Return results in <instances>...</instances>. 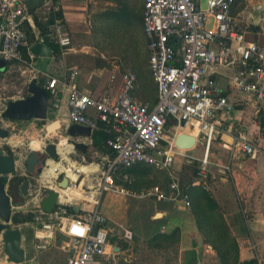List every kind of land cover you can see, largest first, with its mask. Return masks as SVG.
<instances>
[{
    "label": "crops",
    "instance_id": "obj_1",
    "mask_svg": "<svg viewBox=\"0 0 264 264\" xmlns=\"http://www.w3.org/2000/svg\"><path fill=\"white\" fill-rule=\"evenodd\" d=\"M109 3L111 5L114 4V7H116V0H111ZM142 3L144 6V0H142ZM48 4H53L57 9L56 12H62L61 18L64 19L66 28L73 39L72 48L64 55L60 53V48L53 31L55 17H57L56 12L51 8L43 9ZM43 7L34 11L37 14L38 21L43 25V29L37 27L33 15L32 20L26 22L24 25V30L27 34V45L23 48V56L25 57L26 51L28 57H25V59L32 60L35 67V72L32 73L30 82L33 78H37L39 85L47 89L46 75L63 80L73 70H78L79 76L76 82L78 88L83 93L93 98H100L107 95L112 98L118 97L124 85L123 74L129 70L124 72L121 70L120 62L122 59L120 56L122 55L119 49L116 48V42L118 46L121 32L125 29H133L134 26L139 37H141L145 44L149 64V41L144 33L143 14L140 15L139 11L138 15L133 14L127 9L119 10L113 8V10L107 12L106 9H97V6L93 4V0H55L53 3H46ZM233 14L236 30L244 33L248 41L258 43L263 48L264 57V0H236ZM137 17L138 24L134 21ZM46 32L49 33L50 40L53 43V55L49 59L34 56L30 51L31 47L38 40L46 36ZM31 35L35 38V41L32 43H30ZM55 46L57 48L56 52L54 50ZM11 64L8 63L6 69L2 71L5 72ZM239 69V66L235 68L218 67L211 71V77L215 79L221 96L228 98L234 105V109L222 113L221 131L211 141L210 145L207 146L204 135L201 131H198V128L184 127L180 129L182 131L197 129L191 132H185V134L194 136L199 141L197 146H203V150L205 149L204 158L208 155V161H210L211 167L216 172L213 176V182L209 183L207 190L213 195V198L220 206L226 223L233 237L238 242L240 264L249 261H257L259 264L258 259L264 261V133L261 127V121L264 120V116L261 115V112H264V102L258 103L253 98L233 89L231 82L236 77ZM130 70L133 71V69ZM137 82L134 95L136 94L142 102L138 101L142 104H148L150 107L155 106L158 99L157 84L154 97L149 99L146 95L139 92ZM68 95V91L62 86H60L58 97H53L49 93L51 107L48 111L47 120L51 119L59 124L58 130L63 134V138L67 142L62 141L59 145L57 144L58 148L63 146L65 152H61L59 148L61 157L57 161L49 158L47 167L51 165V168L44 170V175L48 172L50 173L48 176H44V179L50 180L51 177L54 178L57 167L60 170L65 168L68 169V175L66 177L69 178L70 183H73V186L76 188L58 190L59 193L61 191L62 200L60 202L58 201L54 212L51 214H47L40 209L41 202L47 195L45 190L41 191L38 198L35 197L33 199L35 207L33 208L34 210L30 209V211L39 213L34 219L40 226L41 223L38 221V218L46 219V215H48V220L50 216L54 218L56 213L61 214L62 210L68 211L71 215H81L84 211L93 209L98 197L94 193L87 191V189L95 186L101 166L100 163L106 159H114L115 157L114 152H112L106 143L108 137H111L113 134L105 124H100L98 129L91 130L92 132L89 137L76 139L78 142H84L87 145L85 152L80 150H77L79 154L73 152V146L69 145L70 137L67 134V129L75 124H71L68 121ZM148 101H152V103ZM90 113L94 116V112ZM30 121L33 122L31 126L38 125L34 124V122H43L35 119ZM19 122L24 123L29 121L4 119L3 122L0 121V127L6 129L9 133V130L15 129V124ZM57 124L50 125L48 131H51L50 128L53 126L56 128ZM175 126H177V123ZM182 131H178L176 134L177 137L181 135ZM7 140L8 137L4 138L2 144ZM246 140L250 141L259 150V154L255 159L248 156L243 150V142ZM31 147L38 150L40 149V144L35 142L31 144ZM66 147L68 148L67 150H65ZM72 157L76 159L72 160ZM15 158L17 163H20V160L22 162L24 161L22 157ZM198 159L201 162L203 158ZM155 168L167 173L170 180L166 188L160 185L155 186H160L167 190L172 181L170 173L166 170ZM20 171L22 173L24 172L26 177L23 176L22 180L18 182V187L14 191V201H16V198L24 199L25 195L21 193V186L24 182L29 184V193L33 188L31 183L38 182V179L42 175L28 172L27 166L21 167ZM64 176H61V178ZM177 179L182 187L180 179ZM58 182L60 180L56 182V188L52 189H57ZM200 183L201 181L196 178L194 186ZM38 184H36L37 187L39 186ZM116 185H118L117 182ZM108 193H105L100 198L98 204V210L104 215L103 210L108 208L104 206V200L109 198ZM88 198L92 200H88ZM25 204L17 203L16 207L13 204V214L21 212ZM173 206L177 210L175 213L179 212V215L177 214L178 216H175L174 213L171 214L169 212L158 215V219L155 220L156 222H160L164 230L157 234L158 238H152L150 243L146 245V249L143 248L140 250L138 248L139 245L135 244V249L128 250L121 246L123 245L121 241H123L124 236L119 237L115 242H112L113 238H111L110 244L117 253V256L115 260H111V258L110 261L104 259L101 263L222 264L213 247L206 242L203 233L199 232L194 219L192 217L190 219L186 218L184 213L187 209L180 203L174 204ZM70 208H73L75 212H70ZM75 208H80V211L77 212ZM23 225H28V223L11 225L12 229L20 228L23 233L22 247L26 250L28 258L23 264H67L69 253L63 249L64 244L58 238L49 240V245L45 250H39L37 248L38 241L34 238V232H32L31 228L24 229ZM177 229L179 231L176 240H168V237L159 238L160 234L167 236ZM124 240L131 245V241ZM41 243H44V241ZM108 251H110V248H108ZM0 264H8L6 256L0 257Z\"/></svg>",
    "mask_w": 264,
    "mask_h": 264
},
{
    "label": "built area",
    "instance_id": "obj_2",
    "mask_svg": "<svg viewBox=\"0 0 264 264\" xmlns=\"http://www.w3.org/2000/svg\"><path fill=\"white\" fill-rule=\"evenodd\" d=\"M54 1L48 0L49 3ZM235 5L236 0H144V33L149 41L150 70L158 88L157 103L153 107L134 97L137 75L131 70L123 74L124 85L116 98L109 95L93 98L83 93L76 82L78 70H73L63 80L45 76L47 90L53 97H58L60 86L68 91V121L71 124L91 130L98 129L100 124L107 126L113 135L106 143L115 157L100 163L95 186L87 189L98 197L93 209L81 215L62 210L54 218L50 216L47 220L48 215L46 219L38 218L41 228L35 232V237L39 250L46 249L49 240L60 232L69 239L63 245L69 253L67 264H102L104 259L115 260L117 253L110 244L112 229L108 228L107 217L98 210V204L105 193L116 189L115 176L118 173L140 164L168 171L172 181L167 190L154 186L140 192L139 199L180 203L191 210L190 195L173 175L176 157L184 155L187 150L176 145L177 135L172 139L166 137L168 121H175L179 128H198L207 146L210 145L221 131L222 113L234 109L228 98L221 96L215 79L211 77V71L218 67L239 66L231 82L233 89L258 103L264 102L263 48L236 30ZM51 9L57 11L53 4ZM31 20L32 15L24 0H0V59L27 65L34 73L32 60L23 56V48L27 45L24 25ZM53 31L60 53L66 54L72 48L73 39L63 18L55 17ZM90 112H94V116ZM0 121L4 119L1 117ZM3 139L0 137V145ZM162 141L166 144L163 145ZM243 150L253 159L259 154V150L247 140L243 142ZM201 163L199 180L206 181L209 176L208 155ZM17 168L19 176H25L20 171L19 162ZM50 168L51 165L45 170ZM64 175H68V169L57 167L54 178L48 180L43 178V172L40 177L44 183L38 185L48 192L56 188V182ZM11 180L12 177L7 182L8 190ZM73 188L76 187L71 183L69 189ZM123 235L126 240L133 238L129 229L124 228ZM258 261L264 264L263 260Z\"/></svg>",
    "mask_w": 264,
    "mask_h": 264
},
{
    "label": "rangeland",
    "instance_id": "obj_3",
    "mask_svg": "<svg viewBox=\"0 0 264 264\" xmlns=\"http://www.w3.org/2000/svg\"><path fill=\"white\" fill-rule=\"evenodd\" d=\"M109 1L111 0H93V4L97 6V9H106L107 12L116 8L119 10H130L136 15H138V11L140 12V15L142 14V0H116V7H114V4L111 5ZM47 8H51V4L43 7L44 10ZM137 20L138 17L134 19L136 24H138ZM116 48L119 49L122 55L120 56L122 59L120 62L121 70L124 72L133 69L138 75L137 88H139V92L146 95L149 99L153 98L156 90V83L149 70L148 55H146L145 44L141 37H139L135 26L133 29H125L121 32L118 46L116 42ZM132 60L134 61L132 62ZM7 65L8 63L5 60L0 59V119L2 112L6 109L9 101L23 99L29 95L28 85L31 76L33 75L29 72L30 70L28 66L22 64H11L8 69L3 72L2 70H5ZM134 96L137 100L141 101L136 94ZM148 102L152 103V101ZM31 123L33 122L16 123L15 129L9 130L8 140L4 141L1 146L7 153L8 149H10L15 157H22L24 159L23 162L20 160L21 167L27 166L26 160L32 152L38 151L43 153L45 152L46 146L49 144L55 143L59 145L62 141H66L63 138V134L58 130L59 124H57V122L50 119L41 123L34 122V124H38L37 126H31ZM53 124H57L55 130L48 131L49 126ZM41 129H43V131H41ZM178 131H182L178 125L171 126L166 130L165 135L171 139L175 137ZM182 133L185 132L182 131L181 134ZM35 142L40 144V149L35 150L31 147V144ZM73 152L79 154L74 147ZM204 155L205 149L203 150V146L199 145L195 149L188 150L184 155L176 157L173 169L174 176L180 179L183 188L189 189L191 185L194 186L196 178L199 179L198 173L202 163L198 158H204ZM71 159L75 160L76 158L72 157ZM208 162L209 176L206 181L200 180L201 183L197 185L203 186L206 190L209 183L213 182V176L216 174L215 170L211 167L210 161ZM10 177L11 176H3L1 178H8L9 181ZM115 178H117L120 183L116 185L115 190L107 194L109 198L104 200V206L108 208L103 210L107 216L108 226L112 229V242H115L119 237L124 236L123 229L125 228L132 231L133 240H128L131 241L130 245L122 239L123 241H121V243L123 245L121 246L130 250L135 249V244H138L140 250L143 248L146 249V245L150 243L152 238H158L157 234L164 230L160 222H156L155 220L158 219V214L169 212L178 216L179 212L175 213L177 210L173 206L174 204L159 202L154 199H139L137 195L140 192L149 190L153 186L150 183L151 181H154L155 185H160L166 188L169 180L168 174L156 169L149 177L142 180H138L131 175L125 176L121 173H118ZM38 180L39 181L36 183H31L33 186L31 189L32 191L25 195L24 199L16 198V201L13 203L15 207L17 206V203H26L23 210H21L25 215H28L29 213H32L34 216L39 215L38 212L30 211V209L34 210L33 208L35 207L33 199L43 191V189L41 190L40 187H37L36 185L42 183L43 179L40 177ZM126 184L130 185V188H128ZM23 228H31L32 232H34V238L36 239L35 230L40 229L41 226L35 219H33L28 225H23ZM55 238H58L63 244L69 242V239L59 232H56ZM3 248V243L0 241V257L5 256Z\"/></svg>",
    "mask_w": 264,
    "mask_h": 264
},
{
    "label": "water",
    "instance_id": "obj_4",
    "mask_svg": "<svg viewBox=\"0 0 264 264\" xmlns=\"http://www.w3.org/2000/svg\"><path fill=\"white\" fill-rule=\"evenodd\" d=\"M27 9L30 12L41 9L48 0H24ZM247 38V37H246ZM248 40V39H247ZM31 53L34 56H39L43 59H49L53 55V43L50 40V35L46 32V36L38 40L31 47ZM29 95L23 99L9 101L6 109L2 112L1 117L7 120L30 121L32 119L45 121L48 118V111L51 107L49 103V91L39 85L38 79L33 78L28 85ZM91 128L81 125H72L67 129V134L70 137L69 145H72L76 150L85 152L87 145L84 142H78L76 139L89 137ZM9 133L6 129L0 127V137L6 138ZM199 141L189 134H181L176 139V145L181 149L191 150L197 146ZM165 145L166 142L162 141ZM68 148L66 147L65 150ZM44 153V154H43ZM40 153L34 151L27 158V171L32 174L41 175L48 165L49 158L57 161L60 157V151L57 144L52 143L46 146L45 152ZM40 154L44 155V163H41ZM0 175L11 176L12 178L19 177L17 161L14 155L8 154L5 150L0 149ZM22 179V177H21ZM16 181H13L7 189V183L0 178V240L3 242L4 254L8 264H23L27 261L26 250L22 247V230L20 228L12 229L13 202L15 194L13 192ZM71 186L68 177L64 176L58 182L57 189H52L47 192L43 198L40 209L51 214L54 212L60 198L58 190H66ZM18 185L16 186L17 189ZM29 184L24 182L21 186V193L28 194ZM77 212L80 208H75ZM160 215V214H158ZM162 217V216H161ZM159 217V218H161Z\"/></svg>",
    "mask_w": 264,
    "mask_h": 264
},
{
    "label": "trees",
    "instance_id": "obj_5",
    "mask_svg": "<svg viewBox=\"0 0 264 264\" xmlns=\"http://www.w3.org/2000/svg\"><path fill=\"white\" fill-rule=\"evenodd\" d=\"M34 16L37 27L43 29V25L38 21L36 12H30ZM57 17H62V12L58 11L55 13ZM43 33V32H42ZM35 38L33 35L30 37V43L34 42ZM56 52L57 48L54 47ZM25 57H28V54L25 51ZM28 59V58H27ZM142 79V78H141ZM44 83V82H43ZM261 115L264 116V112H261ZM176 122L173 120L168 121L166 125V130L171 126H175ZM262 132L264 133V120L261 121ZM8 154L13 155L12 151L8 149ZM156 170L155 167L149 165H138L131 169L124 170L122 175H131L138 180L145 179L149 177L153 171ZM169 179V178H168ZM5 183L8 182V178H1ZM22 179L19 177L12 178L13 181L20 182ZM119 180L116 178V182ZM170 180H168L169 183ZM155 186V182H150ZM167 183V184H168ZM128 188L130 185L126 184ZM185 190V189H184ZM191 198L192 207L191 210H187L184 214L186 218H193L196 223L199 232L203 233L204 238L208 244H210L214 251L217 253L222 264H240L239 256V245L237 240L233 237L228 224L220 210V206L217 201L213 198L208 190L203 186H193L191 185L189 189L185 190ZM70 212L74 213V209L70 208ZM190 212V213H187ZM34 215L29 213L25 215L22 212L14 213L12 215L13 225H20L32 222ZM178 229L174 230L172 233L167 236L160 234L159 238H167L168 240H176ZM244 264H258L257 261H249Z\"/></svg>",
    "mask_w": 264,
    "mask_h": 264
},
{
    "label": "bare ground",
    "instance_id": "obj_6",
    "mask_svg": "<svg viewBox=\"0 0 264 264\" xmlns=\"http://www.w3.org/2000/svg\"><path fill=\"white\" fill-rule=\"evenodd\" d=\"M55 129V126H53V127H51L50 128V130L52 131V130H54ZM192 130H197V129H187V130H185L184 132H191ZM199 131V130H198ZM200 132V131H199ZM62 143V142H61ZM65 143V142H64ZM67 144V143H66ZM60 148V151L61 152H63L64 151V148H63V146H60L59 147ZM65 152V151H64ZM71 160V159H70ZM69 160V161H70ZM61 164V163H60ZM56 165V164H55ZM50 172H48V173H46L44 176H48V174H49ZM53 173H54V171H53ZM51 174H52V171H51ZM46 178V177H45ZM88 200H92L91 198H88Z\"/></svg>",
    "mask_w": 264,
    "mask_h": 264
},
{
    "label": "flooded vegetation",
    "instance_id": "obj_7",
    "mask_svg": "<svg viewBox=\"0 0 264 264\" xmlns=\"http://www.w3.org/2000/svg\"><path fill=\"white\" fill-rule=\"evenodd\" d=\"M44 154V153H43ZM43 154H40V158H41V163H44V160H43V158H44V155ZM19 183H18V181H16V184H15V186H14V189H13V192L16 190V186L18 185Z\"/></svg>",
    "mask_w": 264,
    "mask_h": 264
}]
</instances>
